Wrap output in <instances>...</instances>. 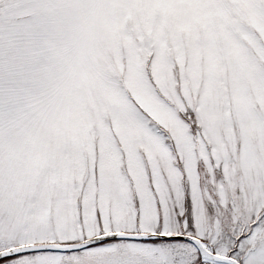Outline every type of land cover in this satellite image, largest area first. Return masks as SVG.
Here are the masks:
<instances>
[{
  "label": "snow or ice",
  "instance_id": "snow-or-ice-1",
  "mask_svg": "<svg viewBox=\"0 0 264 264\" xmlns=\"http://www.w3.org/2000/svg\"><path fill=\"white\" fill-rule=\"evenodd\" d=\"M141 3L0 0L6 54L40 42L0 82V264H264V109L255 135L227 134L216 98L154 42L167 18L132 23ZM245 3L264 20V0ZM240 27L264 78V33ZM73 95L95 103L90 145L30 152Z\"/></svg>",
  "mask_w": 264,
  "mask_h": 264
},
{
  "label": "rangeland",
  "instance_id": "rangeland-1",
  "mask_svg": "<svg viewBox=\"0 0 264 264\" xmlns=\"http://www.w3.org/2000/svg\"><path fill=\"white\" fill-rule=\"evenodd\" d=\"M161 15L167 18L166 23L161 32L155 33L154 42L161 48L171 45L170 50L181 66L184 62L189 64L193 85L203 83L216 98L218 121L227 134L231 135L235 126L245 137L255 135L252 110L256 105L264 109V78L257 75L241 44L247 36L240 25L248 23L264 33V20L246 19L245 0H230L228 4L223 0H143L131 9L132 23L137 28L142 25L149 33ZM39 43L37 38L6 54L0 18V82L6 60L31 70ZM94 109L92 100L70 96L59 115L47 116L39 122L35 133L26 138L25 146L30 152L41 153L63 143L78 152L80 147L90 145L96 122ZM105 113L110 115L111 109L106 108ZM73 152L69 154L70 163L75 162Z\"/></svg>",
  "mask_w": 264,
  "mask_h": 264
}]
</instances>
